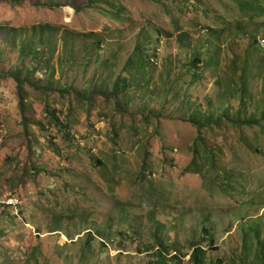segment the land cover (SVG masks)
<instances>
[{"label": "rangeland", "instance_id": "rangeland-1", "mask_svg": "<svg viewBox=\"0 0 264 264\" xmlns=\"http://www.w3.org/2000/svg\"><path fill=\"white\" fill-rule=\"evenodd\" d=\"M237 2L0 0V70L35 61L31 82L57 87L27 84L23 113L16 83L0 78V264H149L159 244L191 264L196 243L207 264H262L264 136L206 127L193 147L189 121L207 99L246 117L264 108V48L253 44L264 0ZM131 55L144 64L125 67ZM236 56L240 69L248 59L247 93L223 102ZM131 70L136 81L113 95ZM195 147L211 148L213 166L192 164Z\"/></svg>", "mask_w": 264, "mask_h": 264}, {"label": "trees", "instance_id": "trees-1", "mask_svg": "<svg viewBox=\"0 0 264 264\" xmlns=\"http://www.w3.org/2000/svg\"><path fill=\"white\" fill-rule=\"evenodd\" d=\"M11 1V0H9ZM158 1V0H155ZM239 1V2H237ZM242 1H248V0H236L237 4L240 6V2ZM263 9V8H262ZM240 10V9H239ZM244 10L241 9V13H253V12H259L257 10L255 11H248V12H243ZM33 32L36 33L38 36H42L44 33V28L43 26L39 25V26H34L33 28ZM258 36H256L253 44H257L260 47L264 48V43L261 42L260 40H258ZM98 43L100 44L102 39L98 38ZM140 44L136 45V48L139 49ZM22 52L26 51V53H32V59L34 60H38V57H40V53L38 50H32L30 48V45L28 43H22L21 46ZM41 51V49H40ZM23 55V54H22ZM238 61L239 58H236L234 60H232L231 62V68H234L235 70L237 69L239 71V66H238ZM50 60L47 61V66L50 67ZM133 63H135L137 66H140L141 64H144V60L141 57H138V59H135L134 56H130L128 58V61L126 62L125 67L131 66ZM209 63H212V60H209ZM242 63H244V65L241 67L240 71V75L238 76V74H235L233 77L232 76H228V78L226 79V86L225 89L222 91L221 93V101L225 102L227 100V97L232 95V96H237L239 98H242V96H244V94L247 93V89H248V85H247V81L248 78L246 77V73H245V68H247V64H248V59L246 58L244 61L242 60ZM198 64H202L201 60L199 57L196 56V58L193 60V67L194 69L197 68ZM24 67L25 70H22V68L20 67ZM15 69L9 70V71H3L0 70V78L2 79H8L11 78L12 80H14V82L16 83L17 86V94L19 97V107L21 108L22 112H27L29 110V106L30 104L27 102V95L28 92L25 89V86L28 84L29 86L32 87V89L36 90H41L44 93H48V89H53L54 90L57 88L56 85L52 86V84L48 85L49 87H44L41 86L39 84H37V82L33 81L31 82V77L32 75L34 76L37 73V64L35 65V61L32 62V64H30L28 67L21 65ZM143 73L144 70H142ZM134 71L131 70L130 71V76H126V77H122V76H117L114 82V88H113V95H117L121 92H125L127 90V88L129 87V82H130V78L128 77H133L135 78V81L138 77V74L133 75ZM145 77V74H142L140 79L137 80V82L139 84H143L144 80H142ZM193 77L198 78L199 75H197L195 72L193 73ZM138 83H136V85H138ZM29 96V95H28ZM207 103L210 104V108L209 110L206 112L204 109L202 108H196V110L194 111V114H192V117L190 118V122L195 126L196 129V139L194 140L193 143V147L196 145L195 143L201 140L202 136L200 135V132L202 131V129L204 128H212V127H220L221 125H229L232 128L235 129H240L241 127H246L249 129H255L257 128L259 132L262 133V135L264 136V108H262L261 110H259L258 112V117L256 118L254 115V111H252V113L249 115L250 117H246L245 113L242 112V110L239 108L238 111L234 112V113H230L227 109L222 108V107H216L213 103L212 100L207 99ZM216 107V108H215ZM46 115L49 118V123L54 125L55 127H58L60 129H64V131L66 132L67 135H69V130L68 128L62 124L61 119L56 115V111L54 110H50L49 108L46 109ZM195 153H199L201 152L203 155H195L194 159L192 160V164L195 165L197 158H199V160H206L207 159V163H211L213 158L216 159V154L214 155L213 151L211 150V148H203L201 151L198 150L197 147H195ZM209 154V155H207ZM211 166H213V163H211ZM264 212V210H263ZM204 232H206L208 234V231L206 229H204ZM89 235V238H92L91 233H87ZM258 233L256 232L255 235H257ZM213 239L212 237H210L209 239V245H212ZM175 252V255H171V252ZM170 251L168 250L164 244H159V248L155 250V253L152 255L153 261L149 264H174L177 260L181 259L180 255L178 254V252L176 250ZM188 259L190 261L191 264H207L206 263V259H205V250L204 248L199 244L196 243L194 245H192V249L190 254L188 255ZM262 264H264V257H262L261 260Z\"/></svg>", "mask_w": 264, "mask_h": 264}, {"label": "built area", "instance_id": "built-area-1", "mask_svg": "<svg viewBox=\"0 0 264 264\" xmlns=\"http://www.w3.org/2000/svg\"><path fill=\"white\" fill-rule=\"evenodd\" d=\"M258 40H260L261 42L264 43V36L260 37V35H259ZM171 255H175V252L171 253Z\"/></svg>", "mask_w": 264, "mask_h": 264}]
</instances>
